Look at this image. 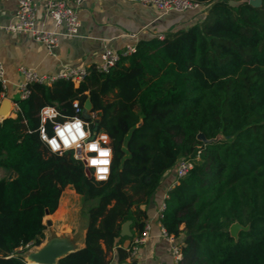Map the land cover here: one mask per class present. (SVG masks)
Returning <instances> with one entry per match:
<instances>
[{"label":"trees","instance_id":"trees-1","mask_svg":"<svg viewBox=\"0 0 264 264\" xmlns=\"http://www.w3.org/2000/svg\"><path fill=\"white\" fill-rule=\"evenodd\" d=\"M192 1L207 5L202 19L139 39L107 71L92 64L79 81L31 82L13 97L18 110L0 123V167L15 172L0 176V257L19 258L0 264H25L22 252L41 243L45 211L56 210L67 185L85 205L84 244L57 264H107L114 247L127 255L117 247L122 224L141 233L142 205L184 158L193 166L167 190L160 217L180 242L179 264H264V0ZM75 100L90 101L93 128L111 138L106 182L89 177L71 150L61 157L38 131L28 134L46 104L87 119ZM235 221L248 225L236 238Z\"/></svg>","mask_w":264,"mask_h":264},{"label":"crops","instance_id":"crops-1","mask_svg":"<svg viewBox=\"0 0 264 264\" xmlns=\"http://www.w3.org/2000/svg\"><path fill=\"white\" fill-rule=\"evenodd\" d=\"M15 0H0V61L5 68L8 85L5 98L9 101L16 94V83L21 79L18 69L23 64L36 69L39 73L56 74L64 65L90 66L100 59L105 47L122 51L128 43H136L139 39L161 36L167 31L187 27L202 19L207 5L184 11L171 10L162 13L154 5L143 4L138 0H86L78 8L80 27L77 35L60 34L58 45L52 53L37 41L30 32H9L5 25L14 19ZM37 28L58 29L48 14L45 0H37ZM0 105V106H1ZM5 117L0 112V119ZM172 168L160 182L150 200L142 207L147 211V219L151 223L146 240L139 245L138 253L128 258L122 256L114 247L107 264H179L170 253V242L160 233L158 214L159 206L165 198L167 190L174 180ZM0 170H5L0 167ZM15 175L10 171L8 177ZM81 196L71 185L63 188L59 204L55 211L44 215V237L40 244L30 245L26 258L28 264H37L28 259V255L42 248L52 239H61L70 247L77 249L84 244L87 217L83 214L77 226L76 213L79 211ZM130 221L121 226L122 239L117 247H125L133 241ZM25 258V257H24ZM26 260V259H25ZM57 264V262L55 263Z\"/></svg>","mask_w":264,"mask_h":264},{"label":"built area","instance_id":"built-area-1","mask_svg":"<svg viewBox=\"0 0 264 264\" xmlns=\"http://www.w3.org/2000/svg\"><path fill=\"white\" fill-rule=\"evenodd\" d=\"M16 7L14 12V19L5 25V28L12 33L17 32H30L33 37L41 42L48 53H52L53 49L58 45L59 35L64 33L67 35H77L80 27V17L78 7L86 0H45V5L48 14L53 19L54 26L58 29H42L37 28L35 25L36 21V7L37 0H15ZM143 4L154 5L162 13L169 12L171 10L184 11L189 9H195L200 6L199 3L192 0H138ZM136 43H128L122 51H116L109 47H105L101 54L100 59L95 63V67L100 71H107L113 66L121 55L129 54L132 49H135ZM90 66H69L64 65L56 74H44L39 73L36 69L28 67L26 65H19L18 69L21 74V79L16 83V91L20 97H25L28 94V84L31 82L50 83L58 78L72 79L79 81L89 73ZM8 79L5 74V68L0 61V83L2 91L0 94V105L2 98H5V92L8 85ZM11 111L15 115L18 110L17 102L14 99H10ZM55 107L51 104H46ZM45 106V105H44ZM42 106V107H44ZM41 107V108H42ZM56 108V107H55ZM57 109V108H56ZM76 112H81L83 108L79 105V110L74 108ZM57 111H59L57 109ZM40 113V111H39ZM88 118H84L80 115L79 118L86 121L91 127L92 136L90 139H96L98 134L103 130H98L96 127L93 128V124L97 121V111L87 110ZM59 117V116H58ZM56 117L57 123H63V119L59 120ZM73 117V116H69ZM40 118V115H39ZM51 125V132L47 130V134L51 137L54 135L53 122L49 121ZM46 127V126H45ZM47 129V127H46ZM102 146L103 142H101ZM87 155H95V153H88ZM193 166V161L188 158L180 159L175 166V177L172 181V185L178 180L179 177L183 176ZM91 175L94 177V169H90ZM95 178V177H94ZM166 196V194H165ZM165 207L164 200L159 206L158 214L161 217L162 211ZM160 221V220H159ZM160 233L170 242V253L175 261H181L182 257L181 246L178 239L166 231L164 226L159 222ZM151 227L150 221L146 218L144 227L141 233L134 237L130 245L126 246L127 256L131 259L134 257L139 250L140 243L144 242L148 236L149 229Z\"/></svg>","mask_w":264,"mask_h":264},{"label":"clouds","instance_id":"clouds-1","mask_svg":"<svg viewBox=\"0 0 264 264\" xmlns=\"http://www.w3.org/2000/svg\"><path fill=\"white\" fill-rule=\"evenodd\" d=\"M211 6V5H210ZM209 6V7H210ZM135 51V49H132ZM78 87V82H77ZM73 107L79 110V101H73ZM40 126L38 129H29L28 134L39 132V139L47 145L51 153L63 157L68 151H72V159L80 161L88 169H94L96 181L106 182L111 175V166L114 158V152L111 144V138L106 131H101L96 139H90L92 136L91 127L78 116L67 117L57 111L55 107L45 105L40 109ZM61 117L63 123H57L56 117ZM53 122L54 135L51 137L47 134L46 125ZM3 119H0V123ZM101 142H103L102 146ZM95 153V155H87ZM5 260L18 259L14 253L0 257ZM182 257H178L180 259ZM25 264H28L25 260Z\"/></svg>","mask_w":264,"mask_h":264},{"label":"water","instance_id":"water-1","mask_svg":"<svg viewBox=\"0 0 264 264\" xmlns=\"http://www.w3.org/2000/svg\"><path fill=\"white\" fill-rule=\"evenodd\" d=\"M244 1H247L253 6H259L261 4V0H228V3L231 5H237ZM8 106L9 101L7 99H4L2 105L0 106V112H5ZM90 107L91 103L89 100H87L85 103V107L82 110L84 115H87V110L90 109ZM197 137L202 139L203 141H206V138L202 132H199L197 134ZM85 171L89 177L92 176L90 169L85 167ZM45 213H48V210H46ZM241 229H247V225H242L237 221L233 222L229 226L230 235L233 237L237 236L239 230ZM70 251L72 250H70V247L65 243V241L61 239H52L39 250L30 253L28 255V259L34 261L37 264H55L61 256Z\"/></svg>","mask_w":264,"mask_h":264},{"label":"rangeland","instance_id":"rangeland-1","mask_svg":"<svg viewBox=\"0 0 264 264\" xmlns=\"http://www.w3.org/2000/svg\"><path fill=\"white\" fill-rule=\"evenodd\" d=\"M9 173L10 172H7L6 170H0V176H4V175H8L9 176ZM85 209V205H84V203H82V202H80V208H79V211H77V213H76V220H77V226H79V223L81 222V219H82V217H83V210ZM247 228H248V225H247ZM237 236H235V238H236ZM27 250V249H26ZM26 255H27V253L25 252V254H24V257H25V259L27 260V258H26Z\"/></svg>","mask_w":264,"mask_h":264},{"label":"bare ground","instance_id":"bare-ground-1","mask_svg":"<svg viewBox=\"0 0 264 264\" xmlns=\"http://www.w3.org/2000/svg\"><path fill=\"white\" fill-rule=\"evenodd\" d=\"M9 114V110H6L5 112H4V115L6 116V115H8Z\"/></svg>","mask_w":264,"mask_h":264}]
</instances>
